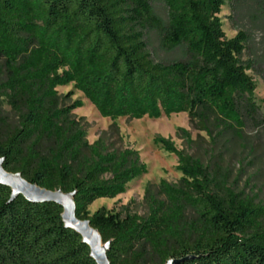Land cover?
I'll list each match as a JSON object with an SVG mask.
<instances>
[{"label": "trees", "instance_id": "obj_1", "mask_svg": "<svg viewBox=\"0 0 264 264\" xmlns=\"http://www.w3.org/2000/svg\"><path fill=\"white\" fill-rule=\"evenodd\" d=\"M226 2L0 0V158L40 187L75 192L76 214L109 242L110 264H264V201L237 190L215 159L244 139L248 123L264 126L248 73L262 68L243 58L247 31L226 36L219 17ZM149 31L180 56L155 60ZM69 83L113 121L186 112L218 149L213 165L157 135L154 143L177 156L178 182L160 181L163 198L147 193L146 215L105 207L90 214L89 205L125 192L147 165L136 149H110L102 136L88 141L73 116L83 102L66 103L57 89ZM5 102L15 121L1 113ZM177 134L193 142L187 129ZM11 193L0 184V264H97L65 227L60 204L10 201Z\"/></svg>", "mask_w": 264, "mask_h": 264}, {"label": "rangeland", "instance_id": "obj_2", "mask_svg": "<svg viewBox=\"0 0 264 264\" xmlns=\"http://www.w3.org/2000/svg\"><path fill=\"white\" fill-rule=\"evenodd\" d=\"M155 9L166 17V8L162 3L156 2ZM219 17L228 38L234 37L240 29L247 31L250 35L243 58H256L259 61L257 67L262 68L261 74L253 69L248 70V73L256 81L255 99L260 113L264 115V0H227L221 8ZM146 38L155 60H167L180 56V50L166 51L161 46L160 38L155 31H149ZM1 65L0 59V68ZM3 75L4 73L0 72V79ZM57 89L59 94L64 96L66 103H73L76 100L83 102L81 107L73 110V116L85 126L90 143L102 136L110 149H136L147 165V171L133 179L125 192L114 198L96 199L89 205L90 214L100 207H105L122 215L126 213L146 215L149 210L147 193L163 198L158 192L160 181L178 182L181 172L176 168L177 156L154 143V137L157 135L171 138L178 149L201 158L205 164L213 165L216 159L222 169L228 170L230 183L237 190L247 195H256L258 199L264 201V126L254 127L248 123L244 128V139L240 143L233 140L228 142L227 148L223 149L221 155L211 159L212 153L217 154L218 149L211 150L208 134L195 127L186 112L170 116L163 115L160 118L119 117L113 121L109 117L101 116L95 106L74 87L73 83L59 86ZM1 113L8 115L12 121L16 120L15 113L6 102L3 104ZM180 127L191 133L193 139L191 144H187L177 134V129Z\"/></svg>", "mask_w": 264, "mask_h": 264}, {"label": "water", "instance_id": "obj_3", "mask_svg": "<svg viewBox=\"0 0 264 264\" xmlns=\"http://www.w3.org/2000/svg\"><path fill=\"white\" fill-rule=\"evenodd\" d=\"M0 184L11 188L12 201L16 196L23 195L32 202L53 201L63 207L62 218L65 227L79 233L82 241L90 248V255L97 264H110L107 251L109 242H103L97 228L91 225L88 218H81L76 214L75 192H64L61 189L50 190L40 187L25 179L20 172L8 171L4 167V158H0ZM180 260H169L166 264H177Z\"/></svg>", "mask_w": 264, "mask_h": 264}]
</instances>
